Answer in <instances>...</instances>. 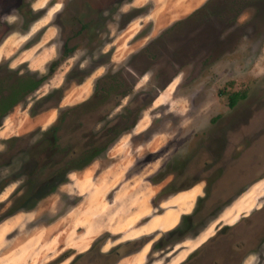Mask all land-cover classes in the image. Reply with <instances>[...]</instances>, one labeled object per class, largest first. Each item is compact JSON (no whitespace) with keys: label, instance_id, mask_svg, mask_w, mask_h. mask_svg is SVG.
Wrapping results in <instances>:
<instances>
[{"label":"rangeland","instance_id":"1","mask_svg":"<svg viewBox=\"0 0 264 264\" xmlns=\"http://www.w3.org/2000/svg\"><path fill=\"white\" fill-rule=\"evenodd\" d=\"M261 8L264 0H0V89L15 73L41 81L0 118V264H180L212 235L186 263L199 264L205 251L224 254L264 230ZM65 41L72 50L61 54ZM145 44L152 62L138 57ZM138 71H147L140 80ZM108 77L128 96L116 103L130 105L124 122L137 124L66 163L62 150L82 155L98 136L90 93ZM222 91L245 95L230 109ZM52 124L62 149L48 161L34 147ZM58 164L72 165L47 173ZM27 189L34 199L24 202ZM253 243L260 252L243 264H264V244Z\"/></svg>","mask_w":264,"mask_h":264},{"label":"flooded vegetation","instance_id":"2","mask_svg":"<svg viewBox=\"0 0 264 264\" xmlns=\"http://www.w3.org/2000/svg\"><path fill=\"white\" fill-rule=\"evenodd\" d=\"M261 9L262 11L260 13H264V8ZM85 28L86 26L84 24H80V29H79L80 31ZM62 45H63V49L61 54H67L71 52L72 49L67 44V41H65ZM145 47L147 48V44H145L144 48H142L140 52L141 54L140 56L138 55V57L141 58V56H143L146 59H149V61L146 62H152L153 58L147 55V49ZM134 68L137 69L135 66ZM125 69L130 73L134 74V72L131 71L130 66H126ZM124 72L126 71H122L121 73ZM146 72L147 71L145 72L143 71L139 73L138 71V74L135 75L136 77H138V80H140L146 74ZM15 74L17 75H14L11 78L12 83L10 82L7 88L0 89V118L5 112L9 111L10 109L14 108L17 104L21 103L25 99V97L29 95L30 92L34 91L41 84V81H36V78L32 77L30 74H26V75H20L18 73ZM175 76L176 75H173L172 77L174 78ZM138 80L135 81L133 87L137 85ZM101 81H102L101 84L100 82L97 83V81H95V83L92 85V90L90 93V98L91 100H93L94 103H96V105L91 109L92 115H91V119H89V122L91 123L92 126H96L99 124L101 125L98 136L95 137V135L91 133L90 144L87 147V150H85L86 152H84L82 155H78V152L73 150L70 153H66V150H62L63 155L61 159H63L66 163H69L68 162L69 160L76 161L78 159L80 160L89 159L95 153V151H97L99 154L102 150L106 148L107 146L106 142L110 139L111 134L114 132V130H116L119 126L125 127L126 125L131 124V126H134L137 124L138 119L134 117L124 122L127 119L126 118L128 113L127 109L130 107L129 104L128 105L127 103L116 104L117 102H122L124 99L128 97L127 94L125 93L121 94V92L123 91L121 90L122 85L118 83L117 88H115V80L109 77L108 79L104 78ZM61 88L62 87L60 86L59 89ZM62 92L63 89L61 93ZM236 104L232 106L230 109H233L236 106ZM118 109H121L120 110L121 112L118 114L117 118L109 119L112 111H117ZM62 117H63V111L60 112L59 117L57 118L58 122L61 121ZM248 123L251 125V120H249ZM84 127L85 126L83 125V128ZM59 130H60V125L59 126L58 124L50 125L45 130L44 136L41 139L40 143H38L37 146L34 147V149L41 148L42 151H45L46 153L45 160L48 159L49 161L51 156L58 152L57 150L58 148L62 149V147H60L61 145H59L60 142H58ZM91 130L92 128L90 126L89 129L87 130V134H85L87 138H90ZM34 161H36L37 163V159H35ZM71 165L69 164L63 167L62 164L59 166L56 165L55 167H50V170L47 173L51 175L66 173L68 171L67 169ZM243 216L247 217V214H243ZM247 223L248 226H250V221H247ZM253 234H256L254 229L250 230L248 240L242 238V240H239L235 246L230 245V248L227 245V251L224 254H219L216 248L212 250H208L207 252L205 251L203 254H200V256H198L199 259L203 260L200 261L199 264H202V262H206L210 257H211L210 264H243L242 261L246 258V256L260 252L257 251L258 249H255L253 243L254 240L257 241L259 245L264 244V230L258 232V235L256 234V237H254ZM211 236H209L208 238L211 239L210 238ZM208 238L202 241L199 246L194 248V250L180 264H186L193 258L194 255H196L197 253H202L205 243L209 241ZM213 239L214 238H212V240ZM233 248H236L238 252L234 253L232 250Z\"/></svg>","mask_w":264,"mask_h":264},{"label":"trees","instance_id":"3","mask_svg":"<svg viewBox=\"0 0 264 264\" xmlns=\"http://www.w3.org/2000/svg\"><path fill=\"white\" fill-rule=\"evenodd\" d=\"M40 81V80H38ZM222 93L226 94L227 96V105L229 108H231L232 106H234L236 104V102L244 97V93L240 92V91H231L229 93H225V91H222ZM53 183V182H52ZM21 198L24 200V202L27 201H32L34 199V197L30 194V189H27L22 195Z\"/></svg>","mask_w":264,"mask_h":264},{"label":"bare ground","instance_id":"4","mask_svg":"<svg viewBox=\"0 0 264 264\" xmlns=\"http://www.w3.org/2000/svg\"><path fill=\"white\" fill-rule=\"evenodd\" d=\"M130 24H131V22H130ZM135 26H136V25H135ZM132 27H133V26H132ZM133 29H134V28H133ZM124 30H125V29H124ZM137 31H138V30H137ZM134 32H135V31H134ZM127 37H128V36H127ZM126 39H127V38H126ZM120 52H121V50H120ZM119 55H120V54H119ZM121 56H122V55H121ZM121 56H120V57H121Z\"/></svg>","mask_w":264,"mask_h":264}]
</instances>
